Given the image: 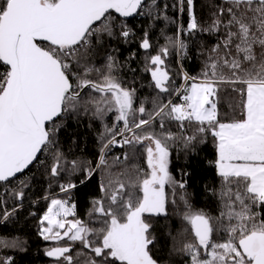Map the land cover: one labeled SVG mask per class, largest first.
<instances>
[{
    "label": "snow or ice",
    "instance_id": "1",
    "mask_svg": "<svg viewBox=\"0 0 264 264\" xmlns=\"http://www.w3.org/2000/svg\"><path fill=\"white\" fill-rule=\"evenodd\" d=\"M172 7L177 14L187 12L186 28L178 27L175 37H168L169 44L155 51L146 31L139 47L154 88L169 97L179 96L181 102L154 98V110L149 112L138 102L137 90L120 76L121 66L104 37L130 42L135 33L127 18L159 19L153 15L159 8L156 0H0V184H10L34 163H43L39 156L50 150H54L50 174L59 177L63 154L58 134L67 119L91 112L103 122L114 114V122L104 125L95 166L72 161L73 171L85 173L81 183L96 170L107 172L100 184L103 195L94 200L89 213L100 227L79 218L69 220L76 216V205L51 198L39 235L55 242L44 253L52 264H74L72 244L77 242L92 254L87 264H159L153 254L151 218L167 216L169 205L177 203L183 205L182 219L193 237L181 248L185 264H264V0H222L207 26L198 21L194 0H176ZM118 18H124L119 31ZM195 33L215 34L217 42L200 74L183 72L184 84L175 86L168 67L170 47L183 58L187 53L183 36ZM97 44L102 67H84L81 50ZM92 72L98 79L90 78ZM229 90L240 101L238 113L236 106H229L231 116L220 109L221 93ZM173 122L178 131L171 130ZM208 137L219 183L209 189L215 215L195 209L187 181L170 171L174 144L194 153ZM113 147L142 151L146 168L132 164L113 174L107 159ZM129 159L124 152L123 160ZM188 174L181 171V177ZM20 183L26 186L24 180ZM76 187L71 181L59 185L62 193ZM15 198H25L22 188ZM12 214L5 210L0 220L7 221ZM0 247L23 245L0 241ZM0 264L14 261L0 259Z\"/></svg>",
    "mask_w": 264,
    "mask_h": 264
},
{
    "label": "trees",
    "instance_id": "2",
    "mask_svg": "<svg viewBox=\"0 0 264 264\" xmlns=\"http://www.w3.org/2000/svg\"><path fill=\"white\" fill-rule=\"evenodd\" d=\"M156 2L159 8L153 15H159V19L137 15L127 20L128 26L135 33L130 42H125L122 37H104L107 50L116 56L121 66L120 76L128 86L137 90L138 102L143 103L149 112L154 110V98L166 102L169 98L173 100L174 95L169 97L154 88L151 75L145 70L148 62L144 50L139 47L140 37L147 31L154 45L153 51H155V49L168 45V37L174 38L178 27L186 28L189 22L187 12L177 14L172 7L176 0H156ZM221 3L222 0H194V11L198 21L207 26L213 18L216 7ZM164 5L168 7L165 9ZM165 16L170 19H165ZM120 20L123 18H118L116 21L117 31H119ZM183 39L187 44V53L183 58H178L175 50L170 47L172 54L169 57L168 67L175 80V86H180L184 82L183 72L192 76L200 74L211 46L217 42V35L185 34ZM98 48L100 45L97 44L91 50H81V63L84 67H102L100 60L103 59V53L98 55ZM133 55L135 59H132ZM80 71H83V68ZM90 78L98 79V75L92 72ZM87 98L84 97V99ZM173 102L177 103V98ZM239 102V97L230 90L222 92L221 112L227 111L231 116L232 109L229 106L232 105L236 106L238 113ZM113 122L114 114H110L103 122L95 119L91 112L68 118L64 129L58 134V149L63 154L62 171L59 177H53L50 174V167L54 162L52 155L54 150H50L39 156V160L43 163H34L28 171L10 184H0V214L5 210L13 213L7 221L0 220V241L8 244L18 241L23 245V248L0 247V259L10 258L14 264H52V259L44 253L49 247L54 246L55 242L45 241L39 235L40 219L46 212L51 198L67 199L70 204L76 205V216L68 217L69 220L79 218L88 223L90 227H100L97 218L94 215L90 216L89 213L94 200L103 195L100 191V184L105 181L107 172L96 170V174L81 183L80 181L85 179V173L79 169L73 171L72 161H76L81 167L84 166V162H91V166L94 167L98 162L103 142L104 125H111ZM170 128L172 131H178L175 122L170 125ZM124 152H128L130 157L128 161L123 160ZM171 152L170 171L178 179L183 178L187 181V192L190 194L189 198L193 207L210 211L213 215L217 214L209 191L212 187L219 186L218 177L211 164L215 156L212 138L208 137L206 143L198 144L194 153H188L181 143L174 144ZM117 156L121 157L120 161L115 160ZM107 159L110 165L109 170L116 175L132 164L146 168L142 151L134 152L127 148L113 147L108 151ZM182 170L189 174L181 177ZM21 180L26 182V186L21 185ZM68 181L76 183L77 187L71 193H62L59 185ZM20 188L25 192V198L22 201L15 198V192ZM168 191L171 192V189ZM13 209H15L14 212ZM182 211V204H170L167 216L151 218L153 235L156 238L153 254L159 260V264H185L187 257L181 248L193 237L190 233V226L182 219ZM220 235L223 236V233ZM60 243L64 244L65 241ZM72 249L74 264H87L92 254L78 242L72 244Z\"/></svg>",
    "mask_w": 264,
    "mask_h": 264
},
{
    "label": "water",
    "instance_id": "3",
    "mask_svg": "<svg viewBox=\"0 0 264 264\" xmlns=\"http://www.w3.org/2000/svg\"><path fill=\"white\" fill-rule=\"evenodd\" d=\"M134 17H130V18H127V20H130V19H133ZM124 19V18H123ZM32 166H30V168H31ZM26 171H28V170H26ZM25 171V172H26ZM24 174V173H23ZM23 174H18V177H20L21 175H23Z\"/></svg>",
    "mask_w": 264,
    "mask_h": 264
},
{
    "label": "built area",
    "instance_id": "4",
    "mask_svg": "<svg viewBox=\"0 0 264 264\" xmlns=\"http://www.w3.org/2000/svg\"><path fill=\"white\" fill-rule=\"evenodd\" d=\"M183 84H184V82H183ZM177 98V103H179V102H181V100H180V97L179 96H175V99Z\"/></svg>",
    "mask_w": 264,
    "mask_h": 264
},
{
    "label": "rangeland",
    "instance_id": "5",
    "mask_svg": "<svg viewBox=\"0 0 264 264\" xmlns=\"http://www.w3.org/2000/svg\"><path fill=\"white\" fill-rule=\"evenodd\" d=\"M181 85H183V83H182ZM175 96H176V95H174L173 100L175 99Z\"/></svg>",
    "mask_w": 264,
    "mask_h": 264
}]
</instances>
